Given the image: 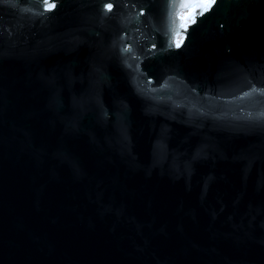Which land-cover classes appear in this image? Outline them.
<instances>
[{
    "label": "water",
    "instance_id": "95a60500",
    "mask_svg": "<svg viewBox=\"0 0 264 264\" xmlns=\"http://www.w3.org/2000/svg\"><path fill=\"white\" fill-rule=\"evenodd\" d=\"M56 5L0 0V264H264V0Z\"/></svg>",
    "mask_w": 264,
    "mask_h": 264
},
{
    "label": "snow or ice",
    "instance_id": "6c2138e0",
    "mask_svg": "<svg viewBox=\"0 0 264 264\" xmlns=\"http://www.w3.org/2000/svg\"><path fill=\"white\" fill-rule=\"evenodd\" d=\"M217 2H218V0H178V4L180 6H184V7L191 6L193 8V17L191 20L192 24H195L197 22V20L195 18V9L196 8L203 7V11L199 13L201 16H203L205 13H207L213 7H215ZM43 4L46 6V10L55 9V7L57 6L56 0H43ZM104 9L106 11H109V12L113 11L114 5L112 3H106V4H104ZM143 14H144L143 12L140 13V15H143ZM172 15L175 16L176 13H173ZM177 27L178 26L173 21V25H172V29H171L172 35H179L180 34L177 31ZM184 29H185V32L188 30L187 25L184 26ZM169 43H171V40L169 41ZM180 46H181L180 43L176 44L177 48H179ZM153 47H155V45H153ZM123 51L128 52V51H130V48L126 47L123 49Z\"/></svg>",
    "mask_w": 264,
    "mask_h": 264
},
{
    "label": "built area",
    "instance_id": "2783aa9c",
    "mask_svg": "<svg viewBox=\"0 0 264 264\" xmlns=\"http://www.w3.org/2000/svg\"><path fill=\"white\" fill-rule=\"evenodd\" d=\"M189 22H191V20H187L186 24L189 23ZM179 36H180V39H178ZM179 36L177 37V39H178L177 42H179L182 39V36L181 35H179Z\"/></svg>",
    "mask_w": 264,
    "mask_h": 264
},
{
    "label": "bare ground",
    "instance_id": "6f19581e",
    "mask_svg": "<svg viewBox=\"0 0 264 264\" xmlns=\"http://www.w3.org/2000/svg\"><path fill=\"white\" fill-rule=\"evenodd\" d=\"M184 13H186V11H183V12L180 14V17H183Z\"/></svg>",
    "mask_w": 264,
    "mask_h": 264
},
{
    "label": "rangeland",
    "instance_id": "374dc122",
    "mask_svg": "<svg viewBox=\"0 0 264 264\" xmlns=\"http://www.w3.org/2000/svg\"><path fill=\"white\" fill-rule=\"evenodd\" d=\"M178 39H180V36L178 37Z\"/></svg>",
    "mask_w": 264,
    "mask_h": 264
}]
</instances>
